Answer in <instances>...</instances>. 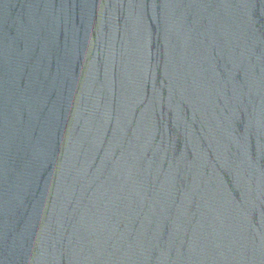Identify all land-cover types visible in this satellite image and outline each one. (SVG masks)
Returning <instances> with one entry per match:
<instances>
[{
  "label": "water",
  "instance_id": "95a60500",
  "mask_svg": "<svg viewBox=\"0 0 264 264\" xmlns=\"http://www.w3.org/2000/svg\"><path fill=\"white\" fill-rule=\"evenodd\" d=\"M0 264H264V0H0Z\"/></svg>",
  "mask_w": 264,
  "mask_h": 264
}]
</instances>
